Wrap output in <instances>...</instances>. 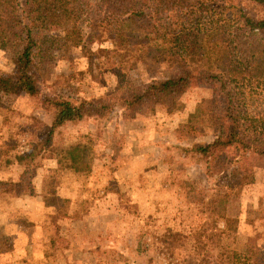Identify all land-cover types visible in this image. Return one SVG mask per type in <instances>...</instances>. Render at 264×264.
I'll return each instance as SVG.
<instances>
[{
  "label": "trees",
  "instance_id": "obj_1",
  "mask_svg": "<svg viewBox=\"0 0 264 264\" xmlns=\"http://www.w3.org/2000/svg\"><path fill=\"white\" fill-rule=\"evenodd\" d=\"M84 26L94 36L111 34L116 55L126 49L129 59L146 64L153 81L144 93L131 91L126 77L99 97L85 96L80 86L75 94L46 90L40 61L56 41L63 43L67 80L88 79L79 59L90 49L76 37ZM0 42L15 47L13 72L0 69V93H24L33 109L24 114L0 97V210L7 197L53 204L40 224L44 256L59 252L55 260L72 264L66 246L73 226L62 221L89 219L101 212L102 196L129 185L152 193L156 225L190 240L187 264H264L260 233L241 237L217 226L251 183L264 187V169L244 163L248 156L264 159V0H0ZM118 104L159 132L158 113L181 117L161 171L153 162L121 182L117 173L127 167L99 154L94 130L107 128ZM84 122L93 129L68 131ZM25 132L37 140L22 153ZM207 136L212 139L201 140ZM48 163L57 166L54 177L42 174ZM192 166L211 185L188 178ZM158 173L160 187L153 188ZM93 177L108 179L104 195L90 187ZM174 191L179 205L161 197Z\"/></svg>",
  "mask_w": 264,
  "mask_h": 264
},
{
  "label": "rangeland",
  "instance_id": "obj_2",
  "mask_svg": "<svg viewBox=\"0 0 264 264\" xmlns=\"http://www.w3.org/2000/svg\"><path fill=\"white\" fill-rule=\"evenodd\" d=\"M98 2L101 0H91ZM80 35L90 49L88 54L79 59V67L88 69V79L80 85L68 81L67 64L60 59L62 45L56 41L51 50L41 58L40 71L49 91L75 94L80 86L87 97H99L106 91L120 86L124 77L131 91L142 94L153 81V75L146 64L140 60L129 59L124 49L116 55L113 36L103 33L94 36L87 27L79 30ZM80 46L75 48L78 52ZM89 56H91L89 58ZM94 65L90 67V62ZM15 68V47L0 42V69L13 72ZM168 75V74H167ZM9 107L24 114H31V101L24 93H0ZM162 132L146 129V118L125 109L118 104L109 116L107 128L94 130L98 135V150L101 156L124 164L127 168L118 171L121 182L135 177L148 164L156 162L163 167L162 156L165 145L176 142L174 129L181 117H169L163 112L155 117ZM93 123L84 122L71 126L68 131L78 134L93 129ZM207 136L201 140H210ZM37 140L35 133L25 132L19 136L18 148L22 153L31 150ZM193 141H186L191 144ZM247 167L263 168L264 159L246 157ZM57 166L52 163L43 170V176L54 177ZM161 173L152 183L153 188L160 187ZM187 177L195 179L204 186H209L212 179L205 175L200 166H192ZM90 187L105 194L102 190L108 179L93 177ZM78 184L73 185L76 190ZM116 196H102L101 212L87 220H63L73 226V238L67 243L68 258L72 264H187L193 262L189 252L190 240L186 235H175L165 226H158L153 221L155 202L152 193L126 185L116 188ZM122 190V191H121ZM161 197H174L178 205L179 191L161 193ZM0 210V264H65L58 262L62 257L57 252L54 258H48L41 252V243L45 233L41 222L54 212L53 204L45 203L40 198L20 199L7 197L1 201ZM219 228L228 227L241 237L251 232L260 233L257 245L264 254V187L251 183L245 192L232 200L225 215L219 217ZM26 253V256L23 253Z\"/></svg>",
  "mask_w": 264,
  "mask_h": 264
}]
</instances>
